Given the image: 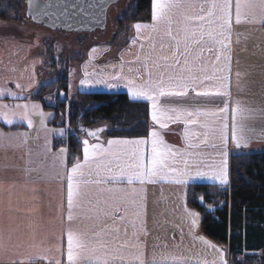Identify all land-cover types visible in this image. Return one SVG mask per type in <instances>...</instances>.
Segmentation results:
<instances>
[{
  "label": "snow or ice",
  "instance_id": "obj_1",
  "mask_svg": "<svg viewBox=\"0 0 264 264\" xmlns=\"http://www.w3.org/2000/svg\"><path fill=\"white\" fill-rule=\"evenodd\" d=\"M257 24L264 28V0H153L152 22L134 25L138 35L141 30L147 33L148 40L147 50L136 57L138 67L128 69L135 75L118 74L111 79L127 80L126 87L133 99L149 101L151 118L161 127H166L162 121L165 118L207 129L201 143L207 145L210 135L219 140V145H210L213 149L219 147L216 153L219 162L208 165L211 171H203L202 152L173 149L155 130L149 133L150 140L112 139L107 147L99 143L89 145L85 139L83 159L77 158L70 170L64 160L66 149H61L56 159L65 171L56 173L55 178L67 182L66 210L62 185L58 219L45 222L40 216V190L30 187L31 181L24 184L0 182V256L6 258L7 264H41L45 260L48 264H65V256L66 264H192L191 256L180 250L178 244L169 246L160 236L155 237L149 254L151 233L146 185L170 180L186 187L189 180L205 177L221 185L229 183L230 141L236 148L248 147V122L255 120L258 113L264 123V108L257 110L240 100L231 101L234 45L241 43L242 35L238 29L242 25ZM236 63L239 65V60ZM244 75L239 68L236 70L238 88ZM208 81L214 82L218 94L229 97L223 107L161 102V98L166 97L193 99L189 91L195 97L207 96L208 92L201 89H206ZM17 107L25 109L20 119L32 127L28 106ZM200 117L205 119L201 121ZM6 122L13 121L6 119ZM60 131L63 134V130ZM10 135L23 136L27 142L25 133L0 132V138ZM88 135L95 136L96 132L90 131ZM184 135L189 148H199V144L192 143V137L199 133L190 134L186 128ZM149 143L150 155H147ZM178 156L180 160L176 159ZM177 163H182L183 167H174ZM46 178L47 173L42 179ZM183 211L190 232L194 231L199 226L198 213L186 206ZM55 225L59 227L58 235L53 231ZM195 238L220 254L219 261L209 262L204 258L197 259L196 264H227L222 249L203 237ZM0 264H5L4 259H0Z\"/></svg>",
  "mask_w": 264,
  "mask_h": 264
},
{
  "label": "crops",
  "instance_id": "obj_2",
  "mask_svg": "<svg viewBox=\"0 0 264 264\" xmlns=\"http://www.w3.org/2000/svg\"><path fill=\"white\" fill-rule=\"evenodd\" d=\"M153 2V0H152ZM152 18L148 22H140L142 24H150ZM260 31L252 32L253 29H249L248 25H242L241 43L234 45L233 51V75L231 77V101L234 103L236 100H240L245 106L254 107L259 110L264 108V28H260ZM239 31V30H238ZM147 33L141 30L138 35L134 27V36L123 47L117 55V60L124 69V76L131 77L135 75V72L130 73L129 68L135 69L138 67L139 62L136 60L138 55H143V52L147 50L148 40L146 39ZM41 38L42 35L39 31L28 29L24 21L18 19H12L7 22H0V91L3 95H0V132L8 134L25 133L27 134V142H24L25 137H16L10 135L5 138L4 142L0 145L4 147L6 152L12 150L20 152L19 157L14 158L9 152L6 158L0 159V182L5 184L16 183L24 184L28 181L32 183L30 187H36L39 191V207L40 216L45 222L49 220L58 219L57 206L61 201V189L63 185V191L65 196V210H66V180L61 182L56 179V173H64L65 169L60 166V161L56 159L60 154L61 149H66L64 153V160L66 168L71 169L72 165L76 162L70 161L67 146H60L54 148V133L49 134L51 137V143H34V131H27L26 126L20 123H7L6 119H11L14 114V100L25 99L24 91L30 87L32 83L38 85L42 82L43 77L46 75V52L45 48L41 50ZM235 40V34L233 36ZM43 45V44H42ZM144 46L143 48L141 46ZM246 49V50H245ZM32 50H38L37 53H31ZM107 52V51H100ZM109 52V51H108ZM236 60H239L237 65ZM96 71H105L104 69L111 67L113 64L111 60L103 61L101 64L96 63ZM239 70L245 75L242 77L240 87H237V80L235 72ZM96 74V73H95ZM99 78V76L97 75ZM86 80V79H85ZM20 85V87H17ZM41 85V84H40ZM207 96L195 97V94L189 91V97L177 98L166 97L161 98L162 103H168L173 105L198 103L204 108H220L223 107L224 102L229 100V97L218 94L217 88L214 86V82H206ZM125 86L123 87V89ZM87 84L78 87V91L82 92H124L129 95L132 100L145 101L150 107L151 116V103L143 99H133L129 90L122 91H109L103 90H89ZM45 98V97H44ZM7 105V107H3ZM53 107V106H52ZM51 109V108H49ZM171 115V113H169ZM230 115V114H229ZM219 116V114H218ZM152 119V118H151ZM205 118L200 117L203 121ZM153 121V120H152ZM166 127H161L160 124L155 123V130L160 133L164 142L173 147V149H180L188 152H202L204 155L201 157L204 160L202 165L203 171H211L208 165H212L214 162L218 163L220 157L216 154L219 151V147L213 149L210 145L216 143L219 145L218 139H213L209 136V143L207 145L201 143L204 139L203 133L207 129L200 128L199 125H186L182 120H168L162 118ZM219 118L217 123H219ZM250 130L246 133L250 137L248 147L236 148L233 143L228 145V172L230 183V157L233 153L238 152H263L264 151V123L259 119L257 113L256 119L249 121ZM230 125V119H229ZM65 129V135L68 131L67 126H63ZM188 129L189 133H199L200 135L192 137L193 144H199V148H189L188 140L185 139V129ZM231 135V128L229 127V138ZM30 136V138H28ZM63 136V137H64ZM49 137H47L49 139ZM151 137H112L107 140H88L89 145L101 144L107 147V142L112 139H140ZM30 139H34L30 141ZM50 148V151L48 150ZM151 145L147 146V155H150ZM18 156V155H17ZM22 157V159H20ZM83 159V156L80 160ZM180 160V157H176ZM176 168H182V163L174 165ZM45 173L48 174V178L42 179ZM229 183L227 185H229ZM192 184H211L219 187L227 186L221 185L219 181L205 177L196 180H189L187 186L176 184L170 180H158L154 184L146 185L148 190V228L150 235L148 237L149 254L152 244L155 242V237L160 236L163 240L169 244H178L180 250L191 256L192 264H196L197 259L206 258L209 262L212 260L219 261L220 254L214 249L208 247L203 241L196 239L195 237H203L209 244H214L218 248L224 251V260L227 264H231L230 254L228 250L224 249L221 244L215 240L209 238L201 229L199 224L198 228L194 231L189 230V222L185 216V213L181 206H173V201L177 199L183 200L188 197V187ZM123 186V185H122ZM171 200L170 205L163 204L160 207V201ZM183 203H181L182 205ZM188 209V208H187ZM191 210V208H189ZM200 213V212H199ZM201 214V213H200ZM158 222V223H157ZM201 223V219L199 221ZM56 235L59 234V227L55 225L53 228ZM132 229L129 227V233ZM173 237L175 238L173 240ZM182 241V242H181ZM55 241H53L54 243ZM66 245V240H65ZM0 259H4L7 264L6 258L0 256ZM66 264V256L64 257ZM41 264H48L47 260L42 261Z\"/></svg>",
  "mask_w": 264,
  "mask_h": 264
},
{
  "label": "trees",
  "instance_id": "obj_3",
  "mask_svg": "<svg viewBox=\"0 0 264 264\" xmlns=\"http://www.w3.org/2000/svg\"><path fill=\"white\" fill-rule=\"evenodd\" d=\"M22 9L21 0H0V22L12 20ZM151 18L152 0H135L128 20L135 24ZM62 91L65 98L60 96ZM52 93L57 96L55 105L47 106L55 110L51 123L58 121L68 128L66 136L54 137L53 145L67 146L70 161L82 158V142L89 140L82 128L106 126L103 140H107L147 137L156 127L149 104L132 100L126 92L78 91L68 95L69 81L59 77L40 85L33 98L43 100ZM187 192V202L201 213L202 231L228 250L231 264H264V151L233 153L229 185L192 184ZM207 204L215 208L208 210Z\"/></svg>",
  "mask_w": 264,
  "mask_h": 264
},
{
  "label": "rangeland",
  "instance_id": "obj_4",
  "mask_svg": "<svg viewBox=\"0 0 264 264\" xmlns=\"http://www.w3.org/2000/svg\"><path fill=\"white\" fill-rule=\"evenodd\" d=\"M23 9L20 14L13 15L12 19L25 20L26 11V0H21ZM135 0H120L116 5L111 6L107 11L106 29L105 35L102 38L95 39L90 32H79L62 39L58 37L55 32L44 26H33L25 22L28 29L37 30L41 33V50L45 48L46 52V75L43 77L41 85L48 84L55 81L59 77H66L69 81V93L72 95L78 92V87L83 86L81 83L85 79L89 82L87 83L89 90H103L109 91H122L128 90L126 87L127 80L111 79L118 74L124 76V69L121 72V65L117 60L118 53L127 44H130L134 36V23H131L128 19L132 16L133 7ZM122 21V24H119ZM4 23V22H3ZM258 25V24H257ZM249 26V29H253L252 32L260 31L259 27ZM261 28V27H260ZM242 30V26L238 29ZM43 44V45H42ZM92 49L96 51L93 52ZM38 50H32L31 53H37ZM107 51V52H100ZM109 51V52H108ZM111 60L112 66L104 69L105 71H96V63L101 64L103 61ZM54 65V66H53ZM87 73V75H86ZM96 73V74H95ZM99 76V78L97 77ZM97 80H103L104 83H96ZM40 84L37 86L32 83L30 87L26 88L24 91L25 99L14 100V114L11 120L13 123H20L26 126L27 131H34V139L30 141H37L34 143H51V137L48 133H54L55 136L62 138L65 135V129L61 126V123L56 121L54 124L51 121L55 118V110L47 108L54 106L55 98L57 93L47 94L45 98L37 99L33 98V95L38 90ZM114 85L109 87L108 85ZM125 88L123 89V87ZM127 92V91H124ZM61 98H65V92H61ZM17 105L23 106L27 105V112L32 121V127L28 126L26 120H21L20 116L25 111L23 107H17ZM33 105L38 107L33 108ZM63 130V134L61 131ZM49 137V139L47 138ZM30 138V136H28ZM5 138H0V145L4 142ZM10 154L17 158L20 152H15L12 150H6L4 147L0 148V159L6 158ZM18 155V156H17ZM22 159V157H20ZM203 197V196H200ZM185 203L182 200L181 205L180 200L177 199L173 201V206H181L183 209L185 206L191 208L190 211H194L199 215V221L201 219V214L196 208L191 207L188 201V197L185 199ZM202 204L205 200L199 199ZM168 203V204H167ZM171 200L160 201V207L163 204L170 205ZM208 203V202H207ZM209 204H207L208 206ZM214 206H208V210H212ZM200 224V222H199Z\"/></svg>",
  "mask_w": 264,
  "mask_h": 264
},
{
  "label": "water",
  "instance_id": "obj_5",
  "mask_svg": "<svg viewBox=\"0 0 264 264\" xmlns=\"http://www.w3.org/2000/svg\"><path fill=\"white\" fill-rule=\"evenodd\" d=\"M120 0H26L25 16L34 26L52 29L55 34L66 39L79 32H90L95 39L105 35L107 11ZM103 129V131H97ZM106 126L84 128L90 140L101 141ZM96 132L95 136L88 132Z\"/></svg>",
  "mask_w": 264,
  "mask_h": 264
}]
</instances>
